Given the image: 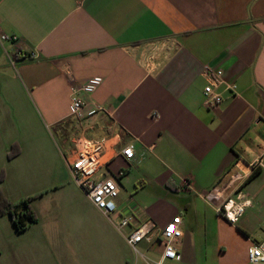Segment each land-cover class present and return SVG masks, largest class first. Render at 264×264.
Masks as SVG:
<instances>
[{"label":"crops","instance_id":"obj_1","mask_svg":"<svg viewBox=\"0 0 264 264\" xmlns=\"http://www.w3.org/2000/svg\"><path fill=\"white\" fill-rule=\"evenodd\" d=\"M2 34L18 42L0 41V191L33 198L37 223L18 232L0 217V264L156 261L163 247L136 254L119 214L161 230L182 218V259L168 264H248L264 241V0H0ZM207 70L223 71L217 109L204 104ZM96 77L72 118V88ZM74 137L108 140L98 178H117L119 213L74 181ZM257 159L255 176L235 180ZM227 201L235 224L217 212Z\"/></svg>","mask_w":264,"mask_h":264},{"label":"built area","instance_id":"obj_2","mask_svg":"<svg viewBox=\"0 0 264 264\" xmlns=\"http://www.w3.org/2000/svg\"><path fill=\"white\" fill-rule=\"evenodd\" d=\"M0 41L18 42L17 36H7L2 34ZM35 53H24L17 51L16 58L31 59L35 58ZM208 85L204 88V104L209 109H217L223 103L222 94L219 88L223 85L222 70H207ZM102 78L96 77L88 80L79 88L73 87L70 102V116L76 120H80L85 116V101L81 97V93L93 94L99 86H101ZM235 85H229L226 90L235 91ZM103 111L102 106H96L90 110L87 115L92 116ZM107 139L88 140L83 137H74L72 144V160L69 162L71 173L76 184L87 195L92 204L98 208L105 216H113L119 213L117 199L120 194V185L117 178L100 179L101 169L109 163L111 158L107 151ZM120 154L130 161L134 158V150L132 146H127L120 151ZM261 166V160L257 159L253 164L248 165L242 173L236 175L235 180L243 181L250 177L257 167ZM124 171H120L117 177L124 176ZM231 201L220 203L217 212L227 218L232 224L237 223L241 212L235 214ZM118 229L126 232L125 237L127 243L136 254L139 253L138 246L143 243H152L155 240L163 247L161 256L150 264H168L170 262H180L182 259L179 250V242L183 237L180 228L182 218L177 216L173 218L164 229H160L153 221H146L135 225V218L131 214H119ZM172 231H169V229ZM248 264H264V241L252 244L248 252Z\"/></svg>","mask_w":264,"mask_h":264},{"label":"trees","instance_id":"obj_3","mask_svg":"<svg viewBox=\"0 0 264 264\" xmlns=\"http://www.w3.org/2000/svg\"><path fill=\"white\" fill-rule=\"evenodd\" d=\"M14 155V152H12L9 157ZM253 175L255 176L256 173H253ZM32 200L33 198H28L13 204L0 191V217L9 216L17 231L24 232L29 226L37 223V216L31 208Z\"/></svg>","mask_w":264,"mask_h":264},{"label":"snow or ice","instance_id":"obj_4","mask_svg":"<svg viewBox=\"0 0 264 264\" xmlns=\"http://www.w3.org/2000/svg\"><path fill=\"white\" fill-rule=\"evenodd\" d=\"M169 231H172V229L170 228Z\"/></svg>","mask_w":264,"mask_h":264},{"label":"rangeland","instance_id":"obj_5","mask_svg":"<svg viewBox=\"0 0 264 264\" xmlns=\"http://www.w3.org/2000/svg\"><path fill=\"white\" fill-rule=\"evenodd\" d=\"M141 249V248H140ZM134 254V253H133ZM135 255V254H134Z\"/></svg>","mask_w":264,"mask_h":264},{"label":"bare ground","instance_id":"obj_6","mask_svg":"<svg viewBox=\"0 0 264 264\" xmlns=\"http://www.w3.org/2000/svg\"><path fill=\"white\" fill-rule=\"evenodd\" d=\"M230 205V204H229Z\"/></svg>","mask_w":264,"mask_h":264}]
</instances>
